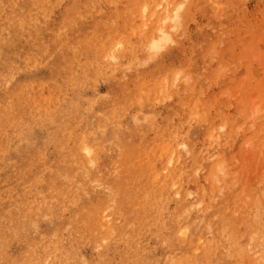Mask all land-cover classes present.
I'll list each match as a JSON object with an SVG mask.
<instances>
[{
  "label": "rangeland",
  "instance_id": "374dc122",
  "mask_svg": "<svg viewBox=\"0 0 264 264\" xmlns=\"http://www.w3.org/2000/svg\"><path fill=\"white\" fill-rule=\"evenodd\" d=\"M17 1L0 0V70L4 73H0V216H3L0 217V237L12 240L3 244L10 246L11 258L18 257L21 261L24 257L21 248L34 244L41 251L40 255L60 256L63 261L72 259L73 264L88 261L86 264H124L119 259L123 242L116 248L105 244L98 248L88 240V233L78 232V227L82 226L75 223L77 218L73 217L88 207L98 209L102 224L114 222L113 211L117 204L111 197L117 194L113 190L115 182L118 178L126 182L130 177L134 185L147 184L153 178L165 179L164 184L173 196L167 202L161 200L164 211L159 208L158 212L148 203L145 206L158 213L163 222L167 215L174 214L176 222L183 224L180 230L186 226L183 218L189 217L193 225L185 227L186 231L179 237L187 235L195 241H213L215 233L222 229L218 224L214 227L220 222L221 211L235 222L237 229L243 230L247 224L246 237L241 240V244L246 245H242L245 251L242 259H231L218 252L215 255L219 257V264H264V225L256 220L260 217L258 214L264 213V0H19V5ZM160 27L167 42L153 49V39L158 40L162 34ZM19 80L21 88L17 86ZM178 131L180 136L184 135L182 138L174 133ZM177 142L182 144L178 146ZM68 151L73 153L69 155ZM77 153L81 160L84 157L91 160L89 172L75 159ZM176 169L180 177L173 181ZM133 171L138 174L133 175ZM9 174L12 178H8ZM70 174H80L81 183L74 182ZM96 176L101 177H98L100 183H94ZM210 178L214 179L210 181ZM50 180L60 184L58 192L51 194L53 199L43 193L41 197L37 195ZM182 185L187 188L183 189ZM79 198L85 200L82 202ZM42 208L53 210L55 214ZM145 210L143 206L142 211ZM201 212L209 213L216 223L209 219L204 220L206 223L201 219L193 221ZM4 217L6 220L2 219ZM67 223L70 227L62 229L61 225ZM167 227L169 229L164 231L163 226L161 238H157L154 227L144 229L141 237L136 238L134 246L141 252L144 250L140 264H153L165 253L161 239L173 231L174 223ZM71 235L76 239L72 240Z\"/></svg>",
  "mask_w": 264,
  "mask_h": 264
},
{
  "label": "bare ground",
  "instance_id": "6f19581e",
  "mask_svg": "<svg viewBox=\"0 0 264 264\" xmlns=\"http://www.w3.org/2000/svg\"><path fill=\"white\" fill-rule=\"evenodd\" d=\"M13 0H11V3H13L12 2ZM17 1V0H16ZM48 1V0H47ZM46 1V2H47ZM3 2V1H2ZM7 2V1H6ZM18 2V4L17 5H19V0L17 1ZM21 2V1H20ZM23 2V1H22ZM21 2V3H22ZM27 2H29V0L27 1ZM35 2V1H34ZM39 2H41V1H39ZM43 2V1H42ZM49 2V1H48ZM43 3H45V1L43 2ZM33 4V3H32ZM35 4V3H34ZM39 4V3H38ZM13 5V4H12ZM12 5H10V6H12ZM22 6L24 5V4H21ZM27 5V4H26ZM37 5V4H36ZM8 6V5H7ZM32 6V5H31ZM47 6V5H46ZM9 7V6H8ZM15 7H16V5H15ZM24 7V6H23ZM22 7V8H23ZM32 7H34V6H32ZM43 7H45V5L43 6ZM10 8H14V7H10ZM35 8H37V7H35ZM35 8H33V9H35ZM41 8H42V6H41ZM17 9V8H16ZM32 9V8H31ZM45 9V8H44ZM14 11H15V9H14ZM18 11V10H17ZM27 11V10H26ZM23 12H25V10H23ZM14 13H16V12H13L12 14H14ZM18 13H20V12H18ZM18 13H17V15H18ZM25 13H27V12H25ZM6 14V13H5ZM20 15V14H19ZM18 15V16H19ZM25 16V15H24ZM22 18V17H21ZM24 20H26V18L24 19ZM33 20V19H32ZM10 21V20H9ZM27 21V20H26ZM30 21V20H29ZM20 22V21H19ZM36 22V21H35ZM18 23V22H17ZM24 23V22H23ZM28 23V22H27ZM65 23V22H64ZM68 23H70V22H68ZM25 25V24H24ZM29 25V24H28ZM67 25V24H66ZM70 26L71 25H73V24H69ZM32 26V25H31ZM68 26V25H67ZM74 26H76V25H74ZM5 27V26H4ZM3 27V28H4ZM11 27V26H10ZM16 27V26H15ZM22 28H23V26H22ZM70 28V27H69ZM11 29V28H10ZM16 29H17V27H16ZM21 29V28H20ZM28 29V28H27ZM65 29V28H64ZM12 30V29H11ZM10 30V31H11ZM18 30V29H17ZM17 30H15L16 32H17ZM25 30V29H24ZM159 30L161 31V33L162 34H160L159 36H160V38H158V40L157 39H155L154 37H152L151 36V38H154L153 39V49L155 48H158V47H161V46H163L167 41L165 40L166 39V37H165V32H164V30H163V28L162 27H160L159 28ZM3 31V30H2ZM8 31H9V29H8ZM26 31L27 30H25V33H26ZM30 31V30H29ZM28 31V32H29ZM5 32V31H4ZM14 32V31H13ZM23 31H21V33H22ZM32 32V31H31ZM1 34H3V32L1 33ZM10 34V33H9ZM18 34H20L19 32H18ZM158 34V33H157ZM3 36H4V34H3ZM6 36V35H5ZM29 36H31V35H29ZM8 38V37H7ZM6 39V38H5ZM168 39V38H167ZM1 40V39H0ZM12 41H14L15 42V40H13V38L11 39ZM169 40V39H168ZM2 41V40H1ZM4 41V40H3ZM6 41H8V40H6ZM18 41V40H17ZM5 42V41H4ZM9 42V41H8ZM34 42V41H33ZM32 43V42H31ZM2 45V44H1ZM8 46L10 45V44H7ZM14 45V44H13ZM166 45V44H165ZM12 47V46H11ZM15 47V46H14ZM7 48V47H6ZM35 48H37L36 47V45H35ZM111 49V48H110ZM113 49V48H112ZM114 50V49H113ZM112 50V53L114 52ZM98 51H100V50H98ZM151 51H152V49H151ZM3 52V51H2ZM6 52V51H5ZM19 52V51H18ZM31 52V51H30ZM35 52V51H34ZM34 52H32V53H34ZM108 52V51H107ZM10 53V52H9ZM13 53V52H12ZM98 53V52H97ZM1 55V54H0ZM28 55V54H27ZM33 55V54H32ZM68 55V54H67ZM112 55V54H111ZM115 55V53H113V56ZM7 56V55H6ZM10 56V55H9ZM12 56V55H11ZM16 56V55H15ZM18 56V55H17ZM1 57V56H0ZM5 57V56H4ZM19 57V56H18ZM31 57V56H30ZM29 57V58H30ZM77 57V56H76ZM115 57V56H114ZM28 58V59H29ZM2 59V58H1ZM27 59V58H26ZM31 59V58H30ZM29 59V60H30ZM68 59V58H67ZM74 59V58H73ZM77 61L79 60V59H77V58H75ZM13 60H15V59H13ZM35 60H36V58H35ZM63 60H65V57H64V59ZM68 61V60H67ZM2 61H0V63H1ZM10 62V61H9ZM8 62V63H9ZM14 62V61H13ZM16 62V61H15ZM16 63H19L18 61L16 62ZM74 63V62H73ZM65 64V63H64ZM1 65V64H0ZM5 65H10V64H5ZM4 65V66H5ZM12 65V64H11ZM21 65V64H20ZM47 65V64H46ZM48 66H50V65H48ZM61 66H63V65H61ZM73 66H74V64H73ZM72 66V67H73ZM15 67H16V65H15ZM18 67V66H17ZM7 68V67H6ZM10 68V67H9ZM11 69V68H10ZM19 69V68H18ZM7 70V69H6ZM16 70H17V68H16ZM20 70V72L22 71L21 69H19ZM53 70V69H52ZM56 70H58V69H56ZM1 71L2 70H0V73H1ZM17 72H18V70H17ZM17 72H16V74H17ZM1 74H4V73H1ZM7 74V73H6ZM10 74H11V72H10ZM9 74V75H10ZM13 74V73H12ZM67 74V73H66ZM8 75V76H9ZM69 75V74H68ZM3 76V75H2ZM5 76V75H4ZM7 76V77H8ZM51 76H52V74H51ZM50 76V77H51ZM55 76V75H54ZM53 76V77H54ZM70 76V75H69ZM9 77H11V76H9ZM16 77V76H15ZM61 77V76H60ZM72 77V76H71ZM176 77V76H175ZM5 77H3V79H4ZM177 78V77H176ZM16 79V78H15ZM13 80V79H12ZM57 80V79H56ZM55 80V81H56ZM5 81V80H4ZM20 81V80H19ZM26 82H27V80H26ZM30 82V81H29ZM28 82V83H29ZM58 82V81H57ZM8 83H9V79H8ZM12 83V82H11ZM19 83V84H18ZM17 84V86L19 87L20 86V83H21V81L20 82H18ZM28 83H26V84H28ZM33 83H35V82H33ZM25 83L23 82L22 83V85H24ZM10 85V84H9ZM12 86V85H11ZM3 87V86H2ZM8 87V86H7ZM24 87V86H23ZM22 87V88H23ZM26 87V86H25ZM24 87V88H25ZM30 86L28 85V88H29ZM1 88V87H0ZM20 88H21V86H20ZM24 88L22 89V91L24 92ZM27 88V87H26ZM32 88V87H31ZM41 88V87H40ZM2 89V88H1ZM14 89H15V87H14ZM61 89H62V87H61ZM18 90H20V89H18ZM36 90V89H35ZM28 91V90H27ZM17 92V91H16ZM22 92V93H23ZM25 92H26V90H25ZM30 92V91H29ZM25 94V93H24ZM31 95H33V94H31ZM34 96V95H33ZM27 97V96H26ZM25 97V98H26ZM25 101V100H24ZM24 105H25V103H24ZM22 106V105H21ZM40 107V106H39ZM41 108V107H40ZM189 109V108H188ZM187 110V109H186ZM61 111H62V109H61ZM182 111V110H181ZM187 112V111H186ZM32 113V112H31ZM55 114H56V112H54ZM182 114H183V112H181ZM185 113V112H184ZM205 113H207V112H204V114ZM41 114V113H40ZM182 114L180 115V116H182ZM188 114V113H187ZM39 115V114H38ZM52 115V114H51ZM193 115V114H192ZM201 115V114H200ZM207 115H209V113L207 114ZM206 115V117H208ZM31 116H33L32 114H31ZM53 116V115H52ZM173 117H174V115H172ZM205 116V115H204ZM210 116V115H209ZM59 117V116H58ZM190 117H191V115H190ZM201 117V116H200ZM200 117H198V118H200ZM213 117H214V115H213ZM215 117H216V115H215ZM42 118H44V117H42ZM55 118H56V116H55ZM203 118V117H202ZM218 118H219V116H218ZM180 119V118H179ZM182 119H183V117H182ZM214 119H217V118H214ZM58 120H60V118L58 119ZM185 120V119H184ZM189 120V119H188ZM187 120V121H188ZM195 120V119H194ZM219 120L221 121V119L219 118ZM48 120H46V122H47ZM179 121V120H178ZM187 121H184V122H186V123H184V124H187ZM198 121H200V120H198ZM197 121V122H198ZM208 121V120H207ZM212 121H214V120H212ZM211 121V122H212ZM224 121V120H223ZM58 122H60V121H58ZM57 122V123H58ZM101 122V121H100ZM136 123H137V121H135ZM139 122V121H138ZM161 122H163V121H161ZM172 122V121H171ZM182 122H183V120H182ZM52 123H53V119H52ZM61 123V122H60ZM126 123V125H127V123L128 122H125ZM164 123H166V122H164ZM207 123V122H206ZM222 123V122H221ZM37 124H39V123H37ZM46 124H48V123H46ZM49 124H51V123H49ZM56 124V123H55ZM122 124V123H121ZM197 124H199V123H197ZM33 125H34V123H33ZM57 125H59V124H57ZM56 125V126H57ZM119 125V124H118ZM125 125V124H124ZM126 125H125V129H126ZM137 125H138V123H137ZM174 125V124H173ZM182 125V124H181ZM225 125V124H224ZM42 127H43V125H41ZM50 126V125H49ZM48 125H47V127H49ZM122 126V125H121ZM128 126V125H127ZM130 126V125H129ZM131 126H132V124H131ZM130 126V127H131ZM146 126V125H145ZM159 126V125H158ZM171 126V125H170ZM177 126V125H176ZM198 126V125H197ZM40 127V126H39ZM59 127V126H58ZM172 127V126H171ZM178 127H179V125H178ZM196 127V126H195ZM213 127H215L214 125H213ZM217 127V126H216ZM28 128H29V125H28ZM114 128H116V126L114 127ZM121 128V127H120ZM128 128V127H127ZM136 127H134V129H135ZM172 128H174V127H172ZM32 129V128H31ZM34 129V128H33ZM32 129V130H33ZM46 129V128H45ZM118 129H119V127H118ZM138 129V128H137ZM161 129H162V127H161ZM165 129V128H164ZM47 130V129H46ZM116 130V129H115ZM175 130V129H174ZM177 130H178V128H177ZM181 130H183V129H181ZM187 130V129H186ZM196 130H197V128H196ZM199 130V129H198ZM45 131V130H44ZM113 131H114V129H113ZM171 131H172V129H171ZM180 131V130H179ZM179 131L178 132H174L177 136H180L179 135ZM200 131V130H199ZM34 132V131H33ZM183 132V131H182ZM40 133H42V132H40ZM49 133H50V131H49ZM173 133V134H174ZM30 134V133H29ZM174 134V135H175ZM25 135V134H24ZM27 135V134H26ZM51 135H53V134H51ZM175 135V136H176ZM188 135V134H187ZM181 136H184L183 134L181 135ZM180 136V137H181ZM42 137H44V136H42ZM41 137V138H42ZM45 137H46V135H45ZM48 137H49V135H48ZM24 139H25V137H23ZM30 138V137H29ZM182 138V137H181ZM184 138V137H183ZM51 139L53 140V138L51 137ZM56 139V138H55ZM81 139V138H80ZM88 139V138H87ZM44 140V139H43ZM46 140H48V139H46ZM45 140V141H46ZM79 140V139H78ZM22 141H26V140H22ZM48 141H50V140H48ZM79 141H81V140H79ZM180 141H182V140H180ZM183 141H185V140H183ZM182 141V142H183ZM223 141V140H222ZM50 142H53V141H50ZM96 142H98V141H96ZM172 142H173V140H172ZM174 142H175V140H174ZM195 142V141H194ZM45 143V142H44ZM78 143V142H77ZM184 143V142H183ZM177 145H178V142L176 143ZM175 144V145H176ZM180 144H182V143H180ZM179 144V145H180ZM194 144V143H193ZM212 144V143H211ZM211 144H210V146H211ZM19 145V144H18ZM37 145V144H36ZM35 145V146H36ZM50 145V144H49ZM178 145V146H179ZM196 145H197V143H196ZM219 145V144H218ZM11 146V145H10ZM20 146V145H19ZM24 146V145H23ZM44 145H42V147H43ZM48 146V145H47ZM185 146H186V144H185ZM188 146V145H187ZM186 146V147H187ZM38 147V146H37ZM57 147V146H56ZM24 148H25V146H24ZM83 148V147H82ZM184 148V147H183ZM188 148V147H187ZM17 149L18 148H16V151H17ZM34 149V148H33ZM32 149V150H33ZM41 149V148H40ZM43 149V148H42ZM46 149H48V148H46ZM45 149V150H46ZM84 149L86 150V151H89V149L87 148V147H84ZM151 149V148H150ZM149 149V150H150ZM153 149V148H152ZM184 149H186V148H184ZM4 150V149H3ZM24 150V149H23ZM39 150V149H38ZM48 151V150H47ZM60 151V150H59ZM64 151H67V150H64ZM190 151V150H189ZM188 151V152H189ZM205 151H207V150H205ZM38 152H40V150L38 151ZM44 152V151H43ZM70 151H68V154L70 155V153H73V152H70ZM188 152H187V154H188ZM30 153H31V151H30ZM29 153V154H30ZM33 153H34V151H33ZM37 153V152H36ZM62 153V152H61ZM67 153V152H66ZM153 153V152H152ZM180 154L182 153V152H179ZM190 153V152H189ZM204 153V152H203ZM7 154V153H6ZM8 154H10V153H8ZM23 154V153H22ZM39 154V153H38ZM59 154V153H58ZM57 154V155H58ZM65 154V153H64ZM67 154V155H68ZM148 154V151H147V153H146V155ZM154 154V153H153ZM5 155V154H4ZM36 155V154H35ZM42 154H40V156H41ZM61 155V154H60ZM62 155H63V153H62ZM150 155V154H149ZM45 156V155H44ZM54 156V155H53ZM155 156V155H154ZM198 156V155H197ZM196 156V157H197ZM200 156V155H199ZM10 157V156H9ZM13 157V156H12ZM19 157V156H18ZM31 157V156H30ZM57 157V156H56ZM61 157H63V156H61ZM71 157V159H73L72 158V156H70ZM104 157V156H103ZM149 157V156H148ZM173 157V156H172ZM171 157V158H172ZM180 157V156H179ZM32 158H33V156H32ZM39 158V157H38ZM40 158H42V156L40 157ZM48 158H50V157H48ZM66 158H68L67 156L65 157V159ZM10 159H12V158H10ZM16 159V158H15ZM30 159V158H29ZM45 159V158H44ZM69 159V158H68ZM68 159H66L67 161H69ZM75 159H78L81 163H83V167H84V169H86L87 171L89 170V162H91V160H88V159H86L85 157H84V160H83V158H82V160H81V156H80V154L79 153H77L76 155H75ZM100 159H101V155H100ZM149 159V158H148ZM153 159V158H152ZM178 159H180V158H178ZM2 160H4V159H2ZM24 160V159H23ZM26 160V159H25ZM33 160V159H32ZM123 160V159H122ZM121 160V161H122ZM138 160V159H137ZM151 160V159H150ZM154 160V159H153ZM167 160H168V158H167ZM22 161V160H21ZM43 161H45V160H43ZM114 161V160H113ZM120 161V162H121ZM143 161V160H142ZM146 161H147V159H146ZM172 161H173V159H172ZM18 162V161H17ZM72 162V161H71ZM124 162V161H123ZM151 162V161H150ZM149 162V163H150ZM196 162V161H195ZM15 163V162H14ZM13 163V164H14ZM23 163V162H22ZM28 163V162H27ZM33 163H34V160H33ZM37 163V162H36ZM35 163V164H36ZM140 163V162H139ZM145 163V162H144ZM177 163V162H176ZM181 163V162H180ZM192 163V162H191ZM197 163V162H196ZM21 164V163H20ZM20 164H18L19 166H20ZM26 164V163H25ZM24 164V165H25ZM53 164V163H52ZM51 164V165H52ZM67 164V163H66ZM75 164V163H74ZM98 164V163H97ZM125 164V163H124ZM133 164V163H132ZM143 164V163H142ZM154 164V163H153ZM182 164V163H181ZM197 164H199V163H197ZM5 165V164H4ZM17 165V164H16ZM22 165V164H21ZM28 165H30V164H28ZM50 165V164H49ZM56 165H57V163H56ZM65 167H66V165H65V163L63 164ZM61 166V168L62 167H64V166ZM80 165V164H79ZM150 165H151V163H150ZM155 165V164H154ZM163 165V164H162ZM5 166H7V165H5ZM15 166V165H14ZM31 166H32V164H31ZM40 166L42 167V164H40ZM119 166V165H118ZM122 166V165H121ZM131 166V165H130ZM134 166V165H133ZM139 166V165H138ZM152 166V165H151ZM213 166V165H212ZM12 167V166H11ZM23 168H24V166H22ZM26 167V166H25ZM28 167V166H27ZM44 167H45V164H44ZM43 167V168H44ZM69 167L70 166H68L67 167V170L68 171H70L71 169H69ZM120 167V166H119ZM145 167H147L146 165H145ZM4 168V167H3ZM14 168V167H13ZM21 168V167H20ZM48 168V167H47ZM53 168V167H52ZM71 168H73V164H72V167ZM98 168V167H97ZM123 168V167H122ZM139 168H140V166H139ZM143 168V167H142ZM154 168H155V166H154ZM153 168V169H154ZM191 168V167H190ZM190 168H188V169H190ZM6 169V168H5ZM15 169V168H14ZM25 169V168H24ZM37 169H38V167H37ZM45 169V168H44ZM118 169H120V168H118ZM156 169V168H155ZM197 169V168H196ZM205 169V168H204ZM211 169H212V167H211ZM1 170V169H0ZM23 170V169H22ZM40 170V169H39ZM109 170V169H108ZM180 170H181V168H180ZM199 170V169H198ZM198 170H195V172H198ZM2 171V170H1ZM18 171V170H17ZM26 171V170H25ZM45 171H46V169H45ZM64 171V170H63ZM68 171H66V172H68ZM77 171V170H76ZM75 171V172H76ZM94 171V170H93ZM96 171V170H95ZM99 171V170H98ZM117 171V170H116ZM119 171H121V170H119ZM135 171H137V170H135ZM141 171H142V169H141ZM144 171H146V170H144ZM158 171V170H157ZM162 171H163V169H162ZM30 172V171H29ZM36 171L34 170V173H35ZM65 172V173H66ZM86 172V171H85ZM89 172V171H88ZM101 172V171H100ZM127 172V171H126ZM177 172H178V169H176L175 170V172L172 174L173 176H172V179H173V181H175V180H177L178 179V177H180V176H177ZM194 172V173H195ZM11 173V172H10ZM22 174H23V172H21ZM24 173H26V172H24ZM38 173V172H37ZM92 173V172H91ZM104 173V172H103ZM109 173V172H108ZM119 173V172H118ZM132 173H134V171L132 172ZM136 173V172H135ZM133 174V175H137L138 174V172L136 173V174ZM144 173V172H143ZM150 173V172H149ZM170 173V172H169ZM208 173V172H207ZM17 174V173H16ZM32 174V173H31ZM41 173H39V175H40ZM67 174V173H66ZM65 174V175H66ZM93 174V173H92ZM121 174V173H120ZM165 174V173H164ZM180 174H181V172H180ZM10 175V174H9ZM18 175V174H17ZM24 175V174H23ZM36 175V174H35ZM86 175H87V173H86ZM95 175V174H94ZM98 175H99V173H98ZM105 175H107V174H105ZM144 175H145V173H144ZM170 175V174H169ZM11 176V175H10ZM8 177V178H12V176L11 177ZM15 176V175H14ZM24 176H26V175H24ZM64 176V175H63ZM62 176V177H63ZM92 176V175H91ZM115 176V175H114ZM141 176H142V174H141ZM147 176V175H146ZM42 177V176H41ZM70 177L74 180V182L76 181L77 183L79 182V183H81L79 180H80V178H81V175L80 174H70ZM86 177H88V176H86ZM90 177V176H89ZM92 177H94V176H92ZM97 177V176H96ZM99 177V176H98ZM97 177V180H96V182H94V183H97L98 181H99V178H101V177H99L98 178ZM108 177V176H107ZM118 177V176H117ZM116 177V178H117ZM120 177V176H119ZM140 177V176H139ZM148 177V176H147ZM155 177V176H154ZM196 177V176H195ZM19 178H21V175H20V177ZM30 178V177H29ZM67 178V177H66ZM69 178V177H68ZM85 178V177H84ZM104 178V177H103ZM133 178H136V176L134 177L133 176ZM143 178V177H142ZM217 178V177H216ZM219 178V177H218ZM5 179H6V177H5ZM34 179V178H33ZM32 179V180H33ZM86 179V178H85ZM137 180H138V178H136ZM136 179H135V181H136ZM140 180H141V178H139ZM148 179V178H147ZM146 179V180H147ZM150 179V178H149ZM152 179V178H151ZM206 179V178H205ZM211 179L212 178H210V181H211ZM214 179V178H213ZM212 179V180H213ZM20 180H22V179H20ZM94 180V179H93ZM105 180V179H104ZM118 180H119V178H118ZM118 180H116V182H115V185H116V187H115V189H113V190H115V192L117 193L116 195H114V194H112L113 196L111 197V201L112 202H116V204H117V206H116V208H114V211H113V215H114V217H115V221L114 222H107V224H102L101 223V221H100V219H101V217H99V215H98V209H96V210H94V209H92V208H88L87 207V209L85 208H82V206H80L83 210L82 211H80L79 212V214H78V212H77V215L75 216V217H73V219H76L77 218V220L75 221V223H79V224H81V226H82V228H79L78 227V232H80V233H82L83 235L84 234H86V233H88V235H89V237H88V240L89 241H91V242H94V245L95 246H98V248L101 246V245H106V246H112V247H114V248H116L117 246H119V242H123L124 243V247H122V249H121V251H122V255H121V257L119 258L120 260H122L123 261V263L124 264H140V262H141V259H142V256H143V252H144V250H143V252H141L140 251V249H138V247H135L134 245H135V241L137 240L136 238L138 237V236H140L141 235V233L143 232V230L144 229H146V228H155L156 229V231H155V234H156V236H157V238H161L162 237V228H163V226H164V231H166L167 229H169L168 227H167V224H169V223H174V227H173V231H170V233L169 234H167V235H164L163 236V238L161 239L162 240V245H163V247H164V249H165V253L161 256V257H159V258H155L156 260L155 261H153V264H219V262L220 261H217L218 259H219V257H217L215 254H217L218 252L220 253V252H222V253H224L227 257H230L231 259H240L241 258V256L243 255L244 256V254H243V244L245 243H242L241 244V240H242V238L245 236L244 235V233H245V228H248L247 226V224H246V227H243L244 229L243 230H240L239 228V230L237 229V227H236V225H235V222L234 221H232L225 213H223L222 211L219 213V218H220V222L218 221V223H216L215 221H214V219H213V216H211V215H209V213L208 214H206L205 212H201V215L199 216V218H195V219H193V221H196V220H199L200 221V219L201 220H208L209 219V221L210 222H215L216 224H214V227L215 226H217V224H218V226L220 227V228H222L220 231H217L216 233H215V236H214V239H213V241H204V242H200V241H195V240H193V239H191V237L190 236H187V235H184L185 237H179V235H180V233L182 234V233H184L183 231L185 230V227H190V226H192L193 225V223H190L189 222V217H185V218H183V221H184V223H186V226L184 225V227L182 228V230H180L181 229V227L183 226V224H180V223H178V222H176V219H177V217H175L174 216V214H170V216H166V221L165 222H163V220H162V217L158 214V213H156L155 211H153V209L152 208H156L157 210H158V212H159V210L161 209L162 210V208H163V202L161 201V200H164L165 199V202H167L172 196H173V192L169 189V190H167V185H165L164 184V182H165V179H161V180H159V181H157V180H154V178L151 180V182H149V183H147V184H145L144 183V185L142 184V183H139L138 182V184H136V185H134V183H132V182H130V180H131V178L130 177H128V180L126 181V182H123L122 180H121V182L120 181H118ZM8 181V180H7ZM17 181V180H16ZM19 181V180H18ZM31 181V180H30ZM86 181V180H85ZM108 181V180H107ZM112 181H114V180H111V182ZM4 182H6V181H4ZM22 182V181H21ZM27 182V181H26ZM50 183L49 184H45V185H43L38 191V193H37V195H39L40 197H41V195H42V193L44 194V195H46L47 197H49V198H51V199H53V197L51 196V194H54V193H57L58 192V187L60 186V184L58 183V181L57 180H50L49 181ZM190 182V181H189ZM213 182H215V181H213ZM212 182V183H213ZM27 183H29V182H27ZM83 183H84V181H83ZM87 183V182H86ZM98 183H100V182H98ZM101 183H103V182H101ZM137 183V182H136ZM193 183V182H192ZM8 184H9V182H8ZM16 184V183H15ZM24 184V183H23ZM112 184V183H111ZM175 185H177V184H175ZM10 186V185H9ZM24 186H26V185H23V187ZM85 186V185H84ZM89 186V185H88ZM173 186H174V183H173ZM204 186V185H203ZM7 187V186H6ZM21 187V186H20ZM27 187H29V186H27ZM36 187V186H35ZM100 187V186H99ZM109 187H110V185H109ZM232 187V186H231ZM233 187H234V185H233ZM237 187V186H236ZM10 188V187H9ZM30 188V187H29ZM84 188V187H83ZM92 188V187H91ZM96 188V187H95ZM180 188V187H179ZM182 188L184 189V188H187L186 186H184V185H182ZM230 188V187H229ZM75 189V188H74ZM214 189V188H213ZM212 189V190H213ZM226 189H228V188H226ZM1 190V189H0ZM2 190H3V188H2ZM11 190H12V188H11ZM25 190V189H24ZM87 190V189H86ZM206 190V189H205ZM209 190H211V189H209ZM230 191H231V189H229ZM234 190V189H233ZM4 191H8V190H4ZM10 191V190H9ZM14 191V188H13V190H12V192ZM90 191V190H89ZM180 191V190H179ZM192 191V190H191ZM203 191H204V189H203ZM214 191V190H213ZM229 191V192H230ZM1 192V191H0ZM15 192V191H14ZM26 192V191H25ZM29 192V191H28ZM33 192V191H32ZM63 192H64V190H63ZM79 192H81V191H79ZM90 192H92V191H90ZM195 192H197V191H195ZM212 192V191H211ZM228 192V191H227ZM226 192V193H227ZM263 192V191H262ZM6 193V192H5ZM23 193V192H22ZM78 193V192H77ZM86 193V192H85ZM87 193H89V192H87ZM96 193V192H95ZM264 193V192H263ZM25 194V193H24ZM79 194V193H78ZM91 194V193H90ZM175 194V193H174ZM202 194V193H201ZM228 194V193H227ZM226 194V195H227ZM8 195V194H7ZM10 195V194H9ZM66 195H67V193H66ZM69 195H70V192H69ZM196 195H198V194H196ZM217 195V194H216ZM220 194H218L217 196H219ZM223 195V194H222ZM2 196H4V195H2ZM87 196V195H86ZM135 196H137L136 198H135ZM224 196V195H223ZM236 196V195H235ZM1 197V196H0ZM6 197V196H5ZM16 197V196H15ZM14 197V198H15ZM76 197V196H75ZM80 197V196H79ZM82 197V196H81ZM190 197V196H189ZM263 197H264V195H263ZM13 198V199H14ZM25 198V197H24ZM62 198V197H61ZM64 198L65 199H67L68 198V195H67V198L65 197V195H64ZM150 198V201H148V199ZM208 198H209V196L207 195V197L205 198V200H206V202L208 203L209 202V200H208ZM210 198H211V196H210ZM237 198V197H236ZM257 198V197H256ZM69 199V198H68ZM76 199H78V197L76 198ZM79 199H81V198H79ZM83 199V198H82ZM82 199H81V201H82ZM100 199V198H99ZM131 199V200H130ZM229 199V198H228ZM233 199V198H232ZM6 200V199H5ZM8 200H9V198H8ZM58 200V199H57ZM63 200V199H62ZM83 200H85V199H83ZM202 200V199H201ZM7 201V200H6ZM65 201V200H64ZM103 201V200H102ZM172 201V200H171ZM215 201H217V200H215ZM234 201V200H233ZM257 201V200H256ZM259 201H261V200H259ZM1 202V201H0ZM21 202V201H20ZM28 202V201H27ZM83 202V201H82ZM91 202V201H90ZM93 202V201H92ZM182 202V201H181ZM200 202V201H199ZM226 202V201H225ZM234 202H236V201H234ZM3 203V202H2ZM18 203V202H17ZM16 203V204H17ZM70 203H72V202H70ZM146 203H148L149 205H150V207H152L151 209H148L147 210V208H146V206H145V204ZM201 203V202H200ZM251 204H252V202H250ZM15 204V205H16ZM18 204H20V203H18ZM72 204H74V203H72ZM104 204H106V201H104ZM175 204V203H174ZM182 204H183V202H182ZM229 204V203H228ZM256 204V203H255ZM254 204V206H256L257 205V207H255V209H257L258 207H259V204H258V201H257V204L255 205ZM4 205V204H3ZM9 205V204H8ZM50 205V204H49ZM82 205H84V204H82ZM165 205V204H164ZM184 205V204H183ZM193 205H196V204H193ZM262 205H264V203L262 202ZM67 206H69V205H67ZM85 206V205H84ZM87 206V205H86ZM90 206V205H89ZM143 206L145 207V211H142V208H143ZM166 206H167V204H166ZM211 206V205H210ZM250 206H253V204L252 205H250ZM71 207V206H70ZM75 207H76V205H75ZM94 207V206H93ZM170 207V206H169ZM208 207V206H207ZM219 207V206H218ZM260 207H261V204H260ZM17 208V207H16ZM160 208V209H159ZM167 208V207H166ZM175 208V207H174ZM180 208V207H179ZM212 208V207H211ZM227 208V207H226ZM250 208V207H249ZM12 209V208H11ZM15 209V208H14ZM43 210H46V209H44V208H42ZM75 209V208H74ZM251 209H253V208H251ZM254 209V210H255ZM3 210V209H2ZM8 210H9V208H8ZM13 210V209H12ZM76 210V209H75ZM166 210H168V209H165V211ZM208 210H209V208H208ZM207 210V211H208ZM224 210V209H223ZM0 211H1V209H0ZM48 213H50L51 215H54L55 214V211H53V210H46ZM68 211H69V209H68ZM73 211V210H72ZM162 211H164V209L162 210ZM172 211V210H171ZM190 211V210H189ZM249 211H250V209H249ZM263 211V210H262ZM6 212H7V210H6ZM178 212V211H177ZM188 212V211H187ZM258 212V211H257ZM8 213V212H7ZM25 212H23V214H24ZM27 213V212H26ZM71 213V212H70ZM180 213V212H179ZM191 213V212H190ZM217 213H218V211H217ZM217 213H214V214H217ZM256 213V212H255ZM259 213V212H258ZM257 213V214H258ZM29 214V213H28ZM27 214V215H28ZM45 214V213H44ZM67 214V213H66ZM102 214V213H101ZM251 214H252V212H251ZM250 214V215H251ZM254 214V213H253ZM2 215V214H1ZM165 215V214H164ZM184 215V214H183ZM188 215H190V214H188ZM209 215V216H208ZM249 215V214H248ZM260 217H257V219L256 220H258L261 224L260 225H264V213H260V214H258ZM16 216V215H15ZM17 216H19V215H17ZM24 216V215H23ZM67 216H68V214H67ZM255 216V215H254ZM0 217H3V216H0ZM108 217V216H107ZM181 218H182V216H180ZM216 217V216H215ZM231 218H233L232 216H230ZM251 217V216H250ZM8 218V217H7ZM13 218V217H12ZM31 218V217H30ZM49 218V217H48ZM52 218H54V217H52ZM89 218V220L88 221H86L87 219ZM164 218V217H163ZM179 218V217H178ZM236 218V217H235ZM234 218V219H235ZM253 218H256V217H252V219ZM2 219H5L6 220V218L4 217V218H2ZM32 219V218H31ZM50 219V218H49ZM69 219H72L71 217H69ZM33 220V219H32ZM165 220V219H164ZM178 220V219H177ZM181 220V219H180ZM21 221V220H20ZM36 221V220H35ZM47 221V220H46ZM46 221L44 222V223H46ZM52 221V220H51ZM109 221V220H108ZM123 221V222H122ZM243 221H244V219H243ZM22 222V221H21ZM37 222V221H36ZM50 222V221H49ZM48 222V223H49ZM122 222V225L121 226H119V224ZM205 222V221H204ZM208 222V221H207ZM238 222V221H237ZM246 222V221H245ZM258 222V223H259ZM39 223V222H38ZM40 223H42V222H40ZM181 223H182V220H181ZM206 223V222H205ZM240 223H243L242 222V220L240 221ZM252 223L254 224V222L252 221ZM11 224H13V223H11ZM19 224V223H18ZM37 224V223H36ZM53 224H55V223H53ZM73 224V223H72ZM250 224V223H249ZM257 224V223H256ZM6 225V224H5ZM7 225H8V223H7ZM14 225V224H13ZM12 225V226H13ZM21 225V224H20ZM58 225V224H57ZM78 225V224H77ZM172 225V224H171ZM207 225H209V224H206V226ZM243 225V224H242ZM245 225V224H244ZM243 225V226H244ZM251 225V224H250ZM259 225V224H258ZM258 225H257V227H258ZM262 225V226H263ZM9 226V225H8ZM24 226H25V224H24ZM237 226H238V223H237ZM252 226V225H251ZM250 226V227H251ZM15 227V225L13 226V228ZM46 227V226H45ZM55 227V226H54ZM67 227H70V224L69 223H67V224H63V225H61V228L62 229H66ZM201 227V226H200ZM209 227V226H208ZM255 227V226H254ZM5 228V227H4ZM8 228V227H7ZM7 228H5V229H7ZM10 228V227H9ZM16 228V227H15ZM20 228V227H19ZM24 228V227H23ZM23 228L21 229V230H23ZM39 228H40V226H39ZM77 228V227H76ZM197 228V227H196ZM195 228V229H196ZM202 228V227H201ZM200 228V229H201ZM205 228V227H204ZM203 228V229H204ZM211 228H213V227H211ZM210 228V229H211ZM217 228V227H216ZM25 229V228H24ZM29 229V228H28ZM37 229V228H36ZM50 229V228H49ZM52 229V228H51ZM50 229V230H51ZM187 229V228H186ZM207 229V228H206ZM258 229V231H259V228H257ZM257 229H256V231H257ZM16 230V229H15ZM44 230V229H43ZM49 230V231H50ZM151 230V229H150ZM205 230V229H204ZM11 231V230H10ZM24 231V230H23ZM38 231H39V229H38ZM146 231V230H145ZM152 231V230H151ZM186 231V230H185ZM198 231V230H197ZM249 231V230H248ZM252 231V230H251ZM253 231H254V229H253ZM147 232V231H146ZM191 232V231H190ZM199 232V231H198ZM211 232V231H210ZM250 232V231H249ZM44 233V232H43ZM49 233V232H48ZM54 233V232H53ZM151 233V232H150ZM197 233V232H196ZM199 233H201V231L199 232ZM248 233V232H247ZM252 233V232H251ZM259 234H260V231L258 232ZM55 234V233H54ZM146 234V233H145ZM164 234V233H163ZM192 234V233H191ZM198 234V233H197ZM202 234V233H201ZM206 234H208V233H206ZM250 234V233H249ZM262 234H264V233H262ZM261 234V235H262ZM12 235V234H11ZM81 235V234H80ZM144 235V234H143ZM199 235V234H198ZM205 235V234H204ZM252 235V234H251ZM254 236H256V234H253ZM252 235V236H253ZM258 235V234H257ZM72 236V235H71ZM82 236V235H81ZM181 236V235H180ZM192 236V235H191ZM203 236V235H202ZM207 236V235H206ZM248 236V235H247ZM13 237V236H12ZM65 237V236H64ZM78 237V236H77ZM85 237H87V236H85ZM84 237V238H85ZM141 237V236H140ZM152 237H154V236H152ZM151 237V238H152ZM194 237V236H193ZM246 237V236H245ZM244 237V238H245ZM258 237V236H257ZM19 238V237H18ZM60 238V237H59ZM79 238H81V237H79ZM79 238H77V239H79ZM139 238V237H138ZM8 240H6V239H4L3 237H0V241H1V243H2V245H0V264H4L5 262L7 263V264H73L72 263V259L71 260H69V261H63L61 258L62 257H60L59 256V258L57 259V258H52L51 256V254H44V256H42V255H40L39 254V252H41V251H39V248H38V246L36 247L34 244H27L26 245V247H24V248H21V250L23 251V254H24V257H23V259L20 261L19 260V258L18 257H14V258H11V256L9 255L10 253V251H9V248H10V246L9 245H7V246H4V245H6V243H8V241L9 242H11L12 240L10 239V238H7ZM74 239V237L72 236V240ZM75 239H76V237H75ZM74 239V240H75ZM142 240H143V238H141ZM155 238H153V240H154ZM264 239V238H263ZM80 240V239H79ZM140 240V239H139ZM141 240V241H142ZM206 240V239H205ZM208 240V239H207ZM259 240V239H258ZM147 241V240H146ZM245 241H247V240H245ZM70 242V241H69ZM73 242V241H72ZM77 242V241H76ZM84 242V241H83ZM140 242V241H139ZM142 242H144V241H142ZM148 242H150L149 240H148ZM71 243V242H70ZM75 243V242H74ZM79 243V242H78ZM119 243V244H118ZM122 243V244H123ZM153 243V242H152ZM4 244V245H3ZM23 244H25V243H23ZM138 244V243H137ZM140 244V243H139ZM138 244V245H139ZM141 244H143V243H141ZM150 244V243H149ZM260 244H261V242H260ZM43 245V244H42ZM70 245V244H69ZM79 245H80V243H79ZM82 245V244H81ZM89 245V244H88ZM161 245V244H160ZM166 245V246H165ZM245 245V244H244ZM77 246V245H76ZM85 246H87V243L85 244ZM122 246V245H121ZM148 246V245H147ZM150 246V245H149ZM246 246V245H245ZM55 247H57L56 245H55ZM74 247V246H73ZM102 247V246H101ZM145 247H146V245H145ZM153 247V246H152ZM159 247V246H158ZM167 247V248H166ZM19 248V247H18ZM59 248V247H58ZM79 248V247H78ZM77 248V249H78ZM149 248V250H150V247H148ZM156 247H154L153 249H155ZM161 248V247H160ZM246 248V247H245ZM48 249H50V248H47V250ZM68 249V248H67ZM71 249V248H70ZM100 249H102V248H100ZM119 249V248H118ZM117 249V250H118ZM145 249V248H144ZM153 249H152V251H153ZM66 250V249H65ZM69 250V249H68ZM67 250V251H68ZM111 250V249H110ZM114 250V249H113ZM112 250V251H113ZM159 250V249H158ZM167 250V251H166ZM51 250H49V252H50ZM53 251V250H52ZM75 251H76V248H75ZM74 251V252H75ZM99 251V250H98ZM146 251V250H145ZM58 252V251H57ZM62 252V251H61ZM81 252V251H80ZM93 252V251H92ZM149 252V251H148ZM162 252V251H161ZM245 252V251H244ZM68 253H70V252H68ZM104 253H105V251H104ZM107 253V252H106ZM199 255H198V254ZM28 256H27V255ZM72 254V253H71ZM93 254V253H92ZM102 254V253H101ZM100 254V255H101ZM154 254V253H153ZM159 254V253H158ZM19 255V254H18ZM77 255V254H76ZM103 255V254H102ZM110 255V254H109ZM114 255V254H113ZM119 255H120V253H119ZM155 255V254H154ZM15 256V255H14ZM57 256V255H56ZM65 256V255H64ZM71 256H73V255H71ZM71 256H69V257H71ZM84 256V255H83ZM91 256V255H90ZM95 256V255H94ZM104 256V255H103ZM103 256H101V257H103ZM106 256V255H105ZM149 256V255H148ZM157 256V255H156ZM155 256V257H156ZM159 256V255H158ZM222 256V255H221ZM78 257V256H77ZM114 257V256H113ZM116 257V256H115ZM152 257V256H151ZM72 258V257H71ZM80 258V257H79ZM83 258V257H82ZM112 258V257H111ZM69 259V258H68ZM95 259H96V257H95ZM118 259V258H117ZM153 259V258H152ZM151 259V260H152ZM242 259V258H241ZM109 260V259H108ZM115 260H116V258H115ZM150 260V259H149ZM110 261V260H109ZM227 261V260H226ZM232 261V260H231ZM237 261V260H236ZM82 262V261H81ZM85 262H86V260H85ZM89 262V261H88ZM88 262H86V263H88ZM94 262V261H93ZM96 262V261H95ZM97 262H99V261H97ZM113 262V261H112ZM116 262V261H115ZM120 262V261H119ZM145 262V261H144ZM234 262V261H233ZM84 263V262H83ZM85 263V264H86ZM107 263V262H106ZM121 263V262H120ZM146 263V262H145ZM151 263V262H150ZM77 264V263H76ZM111 264V263H110ZM236 264V263H235ZM238 264V263H237Z\"/></svg>",
  "mask_w": 264,
  "mask_h": 264
}]
</instances>
